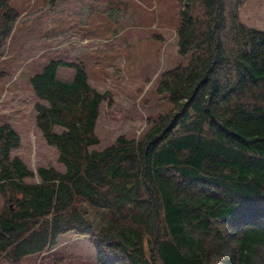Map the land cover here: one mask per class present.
<instances>
[{
	"label": "trees",
	"instance_id": "obj_1",
	"mask_svg": "<svg viewBox=\"0 0 264 264\" xmlns=\"http://www.w3.org/2000/svg\"><path fill=\"white\" fill-rule=\"evenodd\" d=\"M179 2L177 53L190 59L160 74L172 107L140 138L97 148L109 93L81 63L50 59L30 78L35 124L64 170H31L0 123V260L42 256L74 232L97 264H264V31L241 21L247 0ZM18 18L0 0V58ZM89 213L103 215L97 232Z\"/></svg>",
	"mask_w": 264,
	"mask_h": 264
},
{
	"label": "rangeland",
	"instance_id": "obj_2",
	"mask_svg": "<svg viewBox=\"0 0 264 264\" xmlns=\"http://www.w3.org/2000/svg\"><path fill=\"white\" fill-rule=\"evenodd\" d=\"M19 13L0 58V123L20 137L13 154L33 171L39 166L64 170L57 151L35 124L30 78L50 59L83 65L89 84L109 93L101 104L95 133L97 148L119 135L138 139L147 122L168 112L171 104L156 92L160 74L190 54L177 53L179 0H9ZM240 19L264 31V0H247ZM57 75L72 79L75 67L60 65ZM4 203L0 197V210ZM93 231L103 215H87ZM42 256L31 254L19 264H97L88 235L66 232ZM0 264L10 262L0 260Z\"/></svg>",
	"mask_w": 264,
	"mask_h": 264
}]
</instances>
